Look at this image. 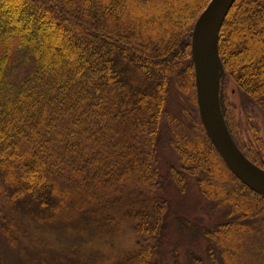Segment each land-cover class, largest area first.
<instances>
[{
    "label": "trees",
    "instance_id": "obj_1",
    "mask_svg": "<svg viewBox=\"0 0 264 264\" xmlns=\"http://www.w3.org/2000/svg\"><path fill=\"white\" fill-rule=\"evenodd\" d=\"M208 0H0V203L36 221L92 219L118 230L117 201L134 246L113 264H155L169 203L167 181L197 188L221 222L204 234L209 264H264V195L224 164L200 121L190 39ZM18 12L12 17L9 12ZM221 111L244 155L264 169V142L243 140L226 95L231 81L264 108V0H235L218 38ZM191 103L175 124L178 165L158 170L170 86ZM174 120V118H172ZM176 120V119H175ZM138 185L134 204L116 196ZM118 204V203H117ZM112 206V208H113ZM125 206V208H124ZM111 208V209H112ZM0 210V232L16 243ZM72 217V218H71ZM193 264H203L198 256Z\"/></svg>",
    "mask_w": 264,
    "mask_h": 264
},
{
    "label": "rangeland",
    "instance_id": "obj_2",
    "mask_svg": "<svg viewBox=\"0 0 264 264\" xmlns=\"http://www.w3.org/2000/svg\"><path fill=\"white\" fill-rule=\"evenodd\" d=\"M9 15L18 17L19 13L12 11ZM226 95L243 140L254 141V128L264 142L263 106L246 101L231 81L226 84ZM167 108L171 117L164 119L158 143L157 166L161 174L170 164L178 165L170 139L174 125L186 123V114L191 112L187 94L175 84L170 86ZM129 183L120 188L124 194L112 195L107 192V198L116 196L123 202L128 201L127 206H138L134 204L138 185ZM162 194L168 200L169 209L162 238L153 258L155 264H193V256L200 257L203 264H209L208 248L213 247L212 252L216 257L218 252L204 231L215 229L222 220L221 216L215 214L201 196L191 176L186 179L184 192L178 191L173 182L167 181ZM119 202L105 208L119 223L120 228L112 231L110 228L101 229L92 219L81 216L71 219V225L60 220L40 222L34 217L3 208L0 203L1 213L11 221L16 238V243L12 245L0 232V264H113L120 253L134 246L135 239L132 220L127 209H122Z\"/></svg>",
    "mask_w": 264,
    "mask_h": 264
},
{
    "label": "water",
    "instance_id": "obj_3",
    "mask_svg": "<svg viewBox=\"0 0 264 264\" xmlns=\"http://www.w3.org/2000/svg\"><path fill=\"white\" fill-rule=\"evenodd\" d=\"M235 0H209L199 13L190 39L196 106L207 137L227 168L251 190L264 195V169L250 161L231 137L219 100L223 65L219 31Z\"/></svg>",
    "mask_w": 264,
    "mask_h": 264
}]
</instances>
